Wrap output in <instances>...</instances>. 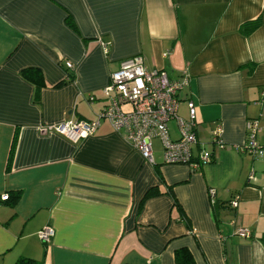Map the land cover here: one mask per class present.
Masks as SVG:
<instances>
[{"label": "crops", "instance_id": "0c3cea01", "mask_svg": "<svg viewBox=\"0 0 264 264\" xmlns=\"http://www.w3.org/2000/svg\"><path fill=\"white\" fill-rule=\"evenodd\" d=\"M134 55L187 77L177 115L195 103L193 157L210 162L165 163L154 139L148 163L106 119L77 143L48 129L95 119L110 73ZM248 121L264 149V0H0V199L20 191L0 201V264H176L179 248L195 264H264V153L245 148ZM167 128L176 139V120Z\"/></svg>", "mask_w": 264, "mask_h": 264}, {"label": "built area", "instance_id": "2783aa9c", "mask_svg": "<svg viewBox=\"0 0 264 264\" xmlns=\"http://www.w3.org/2000/svg\"><path fill=\"white\" fill-rule=\"evenodd\" d=\"M66 68L72 69L73 66L67 62ZM186 83V76L170 79L166 71L148 69L143 58L134 55L121 60L118 68L110 73L109 82L103 89L107 103L97 112L95 119H70L48 126V129L77 143L91 135L100 121L106 119L148 163L153 164L152 143L154 139H158L165 163H185L196 168L210 162L212 155L200 149L196 157H193L192 148L197 141L195 103L192 100L187 101L186 119L177 115L178 93ZM172 119L176 120L178 128L176 139H171L168 134L167 123ZM246 130L247 151L256 155L264 153V149L254 140L258 130L257 121H248ZM220 131V126H217L211 134V141L222 147ZM208 194L213 199L214 189H209ZM2 199H6V196ZM229 204L235 207L237 197L231 199ZM236 232L249 237L246 229L240 228ZM53 234V228L46 225L38 231L37 236L43 242H48Z\"/></svg>", "mask_w": 264, "mask_h": 264}, {"label": "trees", "instance_id": "16d2710c", "mask_svg": "<svg viewBox=\"0 0 264 264\" xmlns=\"http://www.w3.org/2000/svg\"><path fill=\"white\" fill-rule=\"evenodd\" d=\"M261 24V17L257 16L253 19L246 20L239 25V32L244 35H249ZM22 74L25 78L32 81L37 87L42 85V76L38 69L27 68L22 70ZM159 194L157 189L150 188L146 192L144 198L156 196ZM20 198V191H9L6 199H0V201L7 203L10 206H14ZM174 206L180 208L174 199ZM174 261L176 264H195L190 251L187 248H179L174 252ZM13 264H43L40 260H35L28 257H18Z\"/></svg>", "mask_w": 264, "mask_h": 264}]
</instances>
